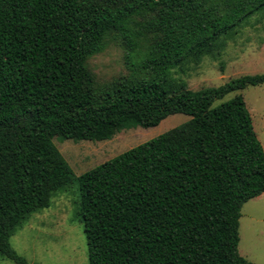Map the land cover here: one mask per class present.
I'll return each instance as SVG.
<instances>
[{"label": "trees", "instance_id": "16d2710c", "mask_svg": "<svg viewBox=\"0 0 264 264\" xmlns=\"http://www.w3.org/2000/svg\"><path fill=\"white\" fill-rule=\"evenodd\" d=\"M263 9L264 0H0V256L28 264L11 235L77 180L89 264H253L239 253V218L264 193V149L240 91L264 73L192 90L173 71L216 55ZM110 34L136 72L100 87L87 60ZM174 113L190 118L78 177L53 142L107 140Z\"/></svg>", "mask_w": 264, "mask_h": 264}, {"label": "rangeland", "instance_id": "374dc122", "mask_svg": "<svg viewBox=\"0 0 264 264\" xmlns=\"http://www.w3.org/2000/svg\"><path fill=\"white\" fill-rule=\"evenodd\" d=\"M216 55L203 56L198 64H188L173 76L186 81L192 90L215 87L241 75L264 73V9L253 14L235 33L222 38ZM103 51L90 56L88 68L98 86L136 71L128 65L126 48L115 34L107 37ZM137 60V58L135 59ZM141 71V75H145ZM238 92L227 94L221 101ZM254 130L264 149V83L242 91ZM190 118L184 113L168 115L158 125L119 130L107 140H78L54 137L53 142L68 162L75 177L117 154L147 141ZM80 185L74 180L56 192L50 206L33 212L10 237L12 248L28 264H89L88 246L80 210ZM239 253L253 264H264V193L245 202L239 218ZM0 264H17L0 256Z\"/></svg>", "mask_w": 264, "mask_h": 264}]
</instances>
